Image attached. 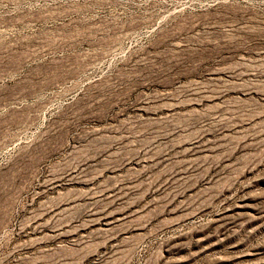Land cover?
Wrapping results in <instances>:
<instances>
[{
    "label": "rangeland",
    "instance_id": "1",
    "mask_svg": "<svg viewBox=\"0 0 264 264\" xmlns=\"http://www.w3.org/2000/svg\"><path fill=\"white\" fill-rule=\"evenodd\" d=\"M0 264H264V0H0Z\"/></svg>",
    "mask_w": 264,
    "mask_h": 264
}]
</instances>
